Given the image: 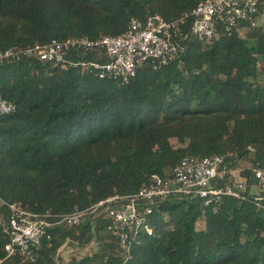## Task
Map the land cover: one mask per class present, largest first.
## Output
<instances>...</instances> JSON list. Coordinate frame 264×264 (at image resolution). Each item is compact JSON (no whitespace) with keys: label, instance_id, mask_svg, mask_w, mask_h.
<instances>
[{"label":"trees","instance_id":"obj_1","mask_svg":"<svg viewBox=\"0 0 264 264\" xmlns=\"http://www.w3.org/2000/svg\"><path fill=\"white\" fill-rule=\"evenodd\" d=\"M201 0H0V49L53 38L120 34L132 18H182L175 57L148 62L128 81L98 69L22 53L0 61V93L16 110L0 115V264H264V189L251 177L264 166V0L252 19L199 38L192 10ZM72 60L107 57L83 47ZM226 153L213 183L229 182L241 161L245 198L207 205L172 193L158 200L133 235L125 260L110 218L99 209L51 229L34 256L8 254L7 202L65 214L137 191L153 173L169 176L183 157ZM256 187L259 190H257ZM92 252L65 258L64 246Z\"/></svg>","mask_w":264,"mask_h":264},{"label":"built area","instance_id":"obj_2","mask_svg":"<svg viewBox=\"0 0 264 264\" xmlns=\"http://www.w3.org/2000/svg\"><path fill=\"white\" fill-rule=\"evenodd\" d=\"M260 0H201L192 10V32L199 38L213 36L220 23L226 28L252 19L258 12ZM182 18L167 20L160 13L148 15L145 19L132 18L128 28L120 34H104L98 38L87 36L71 37L65 40L53 38L47 43H36L25 49L7 47L0 49V61L18 58L22 53L44 61L60 63L63 66L82 64L99 70L100 76L121 78L128 81L136 75L138 68L145 63L155 67L168 62L176 56L179 44L176 36L180 33ZM253 24L257 21L253 20ZM83 47L96 50L106 56L99 60H72L68 58L70 50ZM16 110V104L0 93V115ZM226 153H213L203 157L189 155L175 165L169 176L153 173L148 183L137 191L115 194L95 203L89 208H76L65 214L50 211L36 212L25 208L18 202H7L9 219L5 231L10 239L5 244L8 254L22 249L33 257L44 238L52 237L51 229L64 222L76 224L85 220L90 213L101 209L110 218L108 229L114 233L126 260L129 257L133 235L145 225L153 205L172 193L201 198L205 205L218 202L226 194L245 198L244 190L248 184V175L237 167L229 172L226 185H215L214 179L220 174ZM237 173L238 176H237ZM251 177H255L264 189V166L252 168ZM258 206L264 203L256 198Z\"/></svg>","mask_w":264,"mask_h":264},{"label":"rangeland","instance_id":"obj_3","mask_svg":"<svg viewBox=\"0 0 264 264\" xmlns=\"http://www.w3.org/2000/svg\"><path fill=\"white\" fill-rule=\"evenodd\" d=\"M257 25L259 24H263L264 25V13H262L258 19H257ZM249 163L246 161H241L240 165L237 167V172H240V169L242 170L246 165H248ZM239 173H237L238 176ZM257 190H259L258 188L260 187H256ZM94 249H97V243H92V245L90 246H86L84 248H74L72 246H64L63 248V254L65 256V258L69 259L70 258V254L74 253L76 255H81V254H85V253H89L92 252Z\"/></svg>","mask_w":264,"mask_h":264}]
</instances>
